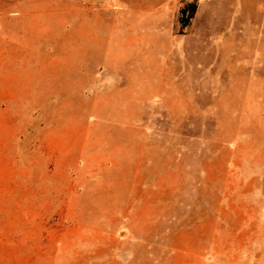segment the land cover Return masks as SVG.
Returning <instances> with one entry per match:
<instances>
[{
	"label": "rangeland",
	"instance_id": "rangeland-1",
	"mask_svg": "<svg viewBox=\"0 0 264 264\" xmlns=\"http://www.w3.org/2000/svg\"><path fill=\"white\" fill-rule=\"evenodd\" d=\"M0 264H264V0H0Z\"/></svg>",
	"mask_w": 264,
	"mask_h": 264
},
{
	"label": "trees",
	"instance_id": "trees-1",
	"mask_svg": "<svg viewBox=\"0 0 264 264\" xmlns=\"http://www.w3.org/2000/svg\"><path fill=\"white\" fill-rule=\"evenodd\" d=\"M190 9H189V16L187 17V18H185V19H181V21H180V24H181V29H184L186 26H187V23L189 22V20L191 19V17H192V14L194 13V7H189ZM184 10H182V12H183Z\"/></svg>",
	"mask_w": 264,
	"mask_h": 264
}]
</instances>
